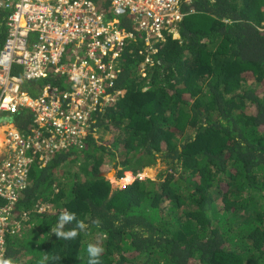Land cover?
Here are the masks:
<instances>
[{
	"label": "trees",
	"instance_id": "16d2710c",
	"mask_svg": "<svg viewBox=\"0 0 264 264\" xmlns=\"http://www.w3.org/2000/svg\"><path fill=\"white\" fill-rule=\"evenodd\" d=\"M102 9L115 18L109 2ZM181 12L180 37L165 31L153 49L129 16L119 19L137 39L116 57L107 105L48 159L29 110L1 116L24 133L32 160L0 260L88 264L91 243L104 249L101 264H264V0H192ZM47 86L70 89L54 73L23 87ZM160 158L156 179L139 175ZM111 170L136 179L117 186ZM63 211L87 225L71 241L50 232Z\"/></svg>",
	"mask_w": 264,
	"mask_h": 264
},
{
	"label": "built area",
	"instance_id": "2783aa9c",
	"mask_svg": "<svg viewBox=\"0 0 264 264\" xmlns=\"http://www.w3.org/2000/svg\"><path fill=\"white\" fill-rule=\"evenodd\" d=\"M106 2L115 15L113 19L104 14L102 6ZM190 2L0 0V11L8 14L6 38L0 47V118L5 112L29 110L44 131L41 133L50 132L57 139H47L37 131L41 156L67 147L86 134L93 113L104 104L105 85H112L114 62L127 41L137 38L136 31L151 47L166 40L165 31L176 36L175 29L183 17L181 5ZM127 16L136 23L135 32L119 25V18ZM71 54L74 61L68 65ZM95 61L99 71L94 68ZM53 73L68 78V91L61 94L58 87L47 86L32 95L24 89L25 81ZM30 147L16 129L0 127V195L10 204L27 187V166L32 158L26 150ZM10 208L6 206L5 210ZM3 215L0 209V258L4 253V227L8 225Z\"/></svg>",
	"mask_w": 264,
	"mask_h": 264
},
{
	"label": "clouds",
	"instance_id": "9594fccd",
	"mask_svg": "<svg viewBox=\"0 0 264 264\" xmlns=\"http://www.w3.org/2000/svg\"><path fill=\"white\" fill-rule=\"evenodd\" d=\"M120 19V18H119ZM133 21V20H132ZM134 22V21H133ZM135 24V26H136V23H134ZM178 30H177V32L175 33L176 34V36L174 35V33H172L173 35H174V37H176V38H178V37H180V32H179V24H178ZM134 30L136 31V29L134 28ZM136 32H138V31H136ZM168 34V33H167ZM137 38H135V39H133V41H135ZM158 43H160V42H158ZM148 44V43H147ZM155 45H153L152 47H151V45L149 44V48L150 49H153V47H154ZM149 50V49H148ZM67 64L68 65H70V64H72V63H69L68 61H67ZM54 74H57V73H54ZM115 74V73H114ZM59 75V74H58ZM63 77V76H62ZM66 77V76H65ZM64 77V78H65ZM114 78H115V76L111 79V82H112V85L114 84ZM66 79H68L67 77H66ZM36 80V79H35ZM35 80H33V81H35ZM38 80V79H37ZM27 82H31V81H27ZM25 83H26V81H25ZM109 83V82H108ZM112 85H110V86H112ZM43 88H41L40 89V92H41V90H42ZM40 92H38V94L40 93ZM106 96H110L109 94H108V91H107V89H105V97ZM105 97H103L102 99H101V101H102V103L104 102V104L102 105V106H98V108L99 107H105L107 104L105 103L106 101H107V99H108V97L107 98H105ZM97 108V109H98ZM6 114H7V112H5ZM5 113H3V114H5ZM15 113V112H14ZM31 113V112H30ZM2 114V115H3ZM32 114V113H31ZM32 116H33V114H32ZM34 117V116H33ZM34 119H35V117H34ZM36 121V120H35ZM36 123H37V125H38V129H36V133H37V131L38 132H42L43 130H42V128L40 127V124H39V122H37L36 121ZM1 126L3 127V126H8V127H13L14 129H16L20 134H22L25 138H26V136L24 135V133H22V132H20L19 131V129L14 125V124H12V123H5V122H2L1 121ZM0 126V127H1ZM87 131H88V128H87V130H86V133H87ZM42 135H43V137L45 136V134L44 133H41ZM86 135V134H85ZM45 138H47V139H53V140H55L56 139V137L54 136V135H51V136H49V137H45ZM27 139V138H26ZM57 140V139H56ZM3 157V151L1 150L0 151V160H1V158ZM46 158H48V154L47 155H42L41 156V159H43V160H46ZM126 173V172H125ZM130 173H132V172H130ZM132 174H134V173H132ZM125 175V174H124ZM124 175L121 177V178H123L124 177ZM136 175V174H135ZM109 176V175H108ZM120 178V179H121ZM119 179V180H120ZM135 179H136V177H135ZM134 179V180H135ZM112 180H113V182H116L117 180H116V178H112ZM27 186H29V183H27ZM26 189V188H25ZM0 198L3 200L4 198L0 195ZM1 200V201H2ZM7 202L4 204V205H0V209H2L3 210V214H5V215H3L4 217H6V220H7V222H8V225L7 226H5L4 227V247H5V232L9 229V228H11L13 225L15 226V228H13V230H12V232H16V228H17V225L18 224H15V221H14V217L12 216V214H11V210H5V207L6 206H9V201L7 200V199H5ZM42 207H40V210H42V211H45V210H43V209H41ZM46 209V208H45ZM8 213V214H7ZM5 220V221H6ZM73 221H76V224H75V227L74 228H72L71 230H67V231H65L64 229H65V226L66 225H68V224H71ZM97 223H98V221H97ZM87 228V225L85 224V222L83 221V220H77V217H76V215L74 214V213H71V212H67V211H63V212H61L60 213V215H59V217H58V219H57V222H56V224H55V226L54 227H51V230H50V232L52 233V234H55L59 239H63V240H65V241H71V240H74L78 235H79V231H83V230H85ZM79 230V231H78ZM21 231V230H20ZM86 252H87V255H88V264H101V257H102V255H103V252H104V249L101 247V246H99V245H97V244H88V246H87V248H86ZM4 256V253H3V255H2V257ZM1 257V258H2ZM0 258V259H1ZM0 264H9V262L7 261V260H0Z\"/></svg>",
	"mask_w": 264,
	"mask_h": 264
},
{
	"label": "rangeland",
	"instance_id": "374dc122",
	"mask_svg": "<svg viewBox=\"0 0 264 264\" xmlns=\"http://www.w3.org/2000/svg\"><path fill=\"white\" fill-rule=\"evenodd\" d=\"M178 28L175 29V31L177 32ZM112 136V132H108L106 137H110ZM66 140V138H65ZM167 168L166 163L163 161L162 158L158 159V163H156L155 165L152 166H148L145 167L142 172L139 173L140 176L142 177H147V178H152V179H156L159 172L163 169ZM107 175H109L110 178H116L117 177V170L113 171L112 170L110 172L106 173ZM136 175L132 174L130 172H126L124 177L121 178L120 181H116L117 186H119L120 184H130L134 181ZM46 207H42L41 209L45 210Z\"/></svg>",
	"mask_w": 264,
	"mask_h": 264
}]
</instances>
